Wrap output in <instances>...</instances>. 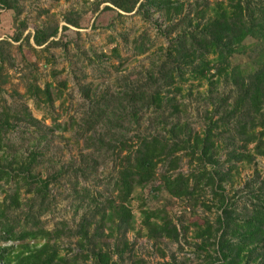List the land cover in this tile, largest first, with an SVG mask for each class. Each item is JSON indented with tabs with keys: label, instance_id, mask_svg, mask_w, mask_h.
<instances>
[{
	"label": "trees",
	"instance_id": "trees-1",
	"mask_svg": "<svg viewBox=\"0 0 264 264\" xmlns=\"http://www.w3.org/2000/svg\"><path fill=\"white\" fill-rule=\"evenodd\" d=\"M104 1L111 5L105 7L123 12L135 6L146 11L151 5L163 11L168 32H176L161 47L157 60L151 61L143 79L113 93L101 90L97 95L88 84L81 86L88 103L76 130L84 135L83 143L89 150L80 154L76 165L70 160L56 172L39 176L34 171L37 150L20 155L6 136L19 121L34 125L43 135L39 120L24 104L0 103V259L4 264L73 263L77 255L70 258L58 252L61 228L42 226L39 215L49 208L48 184L54 176L68 172L75 180L87 177L91 163L96 161L94 151H98L111 154L113 175L101 199L84 191L81 195L92 203L81 213L72 232L82 258L114 264L111 253L119 255L130 247L128 230L135 229L138 235L157 241L177 240L181 231L190 229L197 247L207 249L213 244V254L220 258L216 264H249L251 250L264 243V180L250 193V207L244 209L232 204L224 185L231 182V170H238V162H250L255 155L264 154V0L194 1L185 12L177 0ZM0 6L16 13L19 10L17 0H0ZM79 16L64 12L61 28L77 26ZM56 32V24L43 25L34 29L31 37L35 44L50 38L48 44L58 45L61 41L53 37ZM19 36L18 31L12 38ZM248 36L255 37L250 45L244 42ZM3 41L0 39V67ZM246 48L254 55L247 56L244 63L232 62L233 55ZM112 50L116 52L115 47ZM188 77L206 84L203 92L207 105L198 129L181 119L185 102L175 94ZM221 82L229 83L230 89L218 91ZM57 84L47 80L40 86L28 81L25 91L36 103L51 106L61 96L64 80ZM142 110L149 112L144 129L139 128L138 120ZM97 125L103 127L97 129ZM131 127L133 132L127 136ZM89 130L91 133H86ZM220 149H225L223 157ZM183 160L186 170L180 169ZM154 179L158 180L155 190L183 198L191 208L214 205L219 209L215 223L207 218L198 222L194 217L186 222L179 219L177 226L165 208L142 201L140 227L135 228L129 205L132 192ZM206 192L209 196L205 198ZM206 255L213 258L211 253ZM258 261L264 264V258Z\"/></svg>",
	"mask_w": 264,
	"mask_h": 264
},
{
	"label": "rangeland",
	"instance_id": "rangeland-1",
	"mask_svg": "<svg viewBox=\"0 0 264 264\" xmlns=\"http://www.w3.org/2000/svg\"><path fill=\"white\" fill-rule=\"evenodd\" d=\"M177 1L182 2V12H185L194 5V1L201 0ZM106 4L110 5L104 0H17V13L0 6V39L4 40L1 44L3 57L0 67V103L10 106L24 104L30 114L39 120L43 134H39L34 125L19 121L6 136L14 145V151L20 155H25L30 149L37 150L38 163L34 171L39 176L56 172L60 165H65L70 160L74 165L78 164L80 154L89 150L83 143L84 135H78L76 130L80 115L88 103L81 93V86L88 84L93 94L97 95L101 90L113 93L129 82L143 79L151 61L157 60L161 47L176 32H168L165 28L168 21L164 18L163 11L151 5L146 7V11L136 9L135 6L131 11L123 12L114 7H105ZM68 11L80 15L79 23L77 26L68 24L63 29L61 25L65 23L62 14ZM55 24L57 32L53 37L59 38L60 44H48L50 38L41 44L33 42L31 34L34 29ZM18 31L19 38L13 39L12 36ZM27 34L29 36L26 39ZM254 40L255 37L248 36L244 42L250 45ZM113 47L116 48L115 53ZM253 55L246 48L233 55L232 62L244 63ZM47 80L55 86L58 81L64 80L62 94L53 100L51 106L42 101L36 103L25 91L28 81H35L42 86ZM180 86V91L176 90L175 94L177 99L185 102L181 119H186L198 129L203 124L207 105L203 92L206 84L188 77ZM228 89L230 84L226 82L217 86L218 91L226 92ZM139 115V128L144 129L149 112L142 110ZM100 127L97 125V129ZM88 132L91 133V130L86 131ZM132 132L133 127L128 128L126 135ZM224 150L219 151L221 157ZM94 158L96 161L91 163L92 171L85 178L78 176L75 180L68 172L54 176L48 184L49 208L39 215L42 226L61 228V235L57 239L58 252L70 258L77 255L73 260L74 264H98L92 257L82 258L78 255L76 236L72 234L81 213L89 208L88 204L92 206L91 202L81 198L83 191L101 199L109 190L113 175L112 156L94 151ZM180 169H187L184 160ZM231 174V182L227 181L224 185L226 195L237 208L250 207L247 198L250 193L257 191L260 180H264V154L255 155L250 162H238V170L233 168ZM157 182L154 179L144 186H137L132 192L129 205L134 214L135 228L140 227L139 204L142 201L148 206L165 208L177 226L180 220L186 222L194 217L198 222L207 218L215 223L219 209L216 210L214 205L206 208L196 204L191 208L183 198L171 197L164 191L155 190L153 186ZM203 195L205 198L209 196L207 192ZM126 237L130 241V247L124 248L119 255L111 253L110 260L114 264L220 262V258H215V253L213 254V244L208 245L207 249L197 247V239L190 229L185 233L181 231L177 240L160 238L152 241L144 235H138L135 229L128 230ZM257 252L262 254L256 256ZM206 253H211L213 258ZM261 257L264 258V243L251 250L248 263L259 264Z\"/></svg>",
	"mask_w": 264,
	"mask_h": 264
},
{
	"label": "built area",
	"instance_id": "built-area-1",
	"mask_svg": "<svg viewBox=\"0 0 264 264\" xmlns=\"http://www.w3.org/2000/svg\"><path fill=\"white\" fill-rule=\"evenodd\" d=\"M0 264H4L2 259H0Z\"/></svg>",
	"mask_w": 264,
	"mask_h": 264
}]
</instances>
